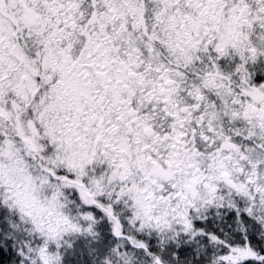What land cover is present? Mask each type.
Here are the masks:
<instances>
[{
  "label": "snow or ice",
  "instance_id": "snow-or-ice-1",
  "mask_svg": "<svg viewBox=\"0 0 264 264\" xmlns=\"http://www.w3.org/2000/svg\"><path fill=\"white\" fill-rule=\"evenodd\" d=\"M0 264H264V0H0Z\"/></svg>",
  "mask_w": 264,
  "mask_h": 264
}]
</instances>
